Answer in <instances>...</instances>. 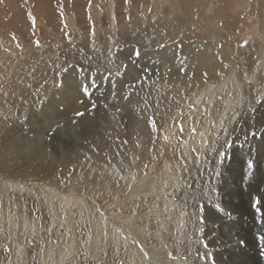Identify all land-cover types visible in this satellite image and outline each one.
<instances>
[{
    "label": "rangeland",
    "instance_id": "1",
    "mask_svg": "<svg viewBox=\"0 0 264 264\" xmlns=\"http://www.w3.org/2000/svg\"><path fill=\"white\" fill-rule=\"evenodd\" d=\"M14 81L0 264H236L233 217L264 264V0H2Z\"/></svg>",
    "mask_w": 264,
    "mask_h": 264
},
{
    "label": "bare ground",
    "instance_id": "2",
    "mask_svg": "<svg viewBox=\"0 0 264 264\" xmlns=\"http://www.w3.org/2000/svg\"><path fill=\"white\" fill-rule=\"evenodd\" d=\"M17 86H19L20 88H18ZM26 90H27L26 86L24 88V86L22 87V85L19 84V83H16V81L10 82L8 84V92L6 93L3 90V92L0 93V101H1L0 106L1 107H9V108H11L12 106H15V105H12L11 104L12 101L10 103V100H14V99H12L13 98L12 96L14 95L16 97L19 96L20 98H22V100H21V106H22V108H24L26 106V103H27V100L25 98L26 97V94H24V93H26ZM15 100H17V99H15ZM7 113H9V112H7ZM168 133H169V131H168ZM0 135H1V131H0ZM194 135H196V134H194ZM197 136L198 135H196V137ZM168 137L170 139V134H169ZM4 141H6V138L5 137L2 138L0 136V166H2V168H6V167H8L10 164H12L14 162L16 163L17 162L16 161L17 154H19L18 153V149L16 148V146H14L13 148H11L10 146H8L9 143L5 145ZM196 142H194V143H196ZM191 143H193V142H189L188 141L186 143V148H190V144ZM194 147H198L200 149V145H198L197 143L194 145ZM204 149H205V147H202L201 146V149L200 150H204ZM200 150H199V152L202 153L203 151H200ZM36 157L35 158H33V157H27L26 159L28 161H35ZM37 159H41L39 161H43V157H37ZM18 165H21V164H18ZM15 171L9 172V173H7V172H5V173L3 172V173L4 174H7L9 176H14L15 173H17ZM18 171H20V170H18ZM35 171H36L37 176L42 177V174L41 173H39L37 170H35ZM234 218L235 217H233L232 220L230 221V228H229V231L227 230L226 237H225V239H226L225 246L228 248V250L225 251V252H227L225 255H227V256L229 255L228 256L229 257V260L227 262H229L230 260L232 261V259H236V264H251L250 263V255H251L252 252H254V255L257 254V250H258L257 246L258 245H256V243H255L256 241L254 242V240L252 239L253 237L251 235L247 237V240L246 241H244L242 239V237H243L244 234H242L243 233L242 230H239V229L241 228V226L244 223L242 225H240L238 222H236L234 220ZM256 224H258V230H260V231H257V230L256 231L258 233H260V234H264V233H262V231L264 229L260 228L261 226L264 227V221H262V222L259 221V223H256ZM236 229H237V231H235ZM241 234H242V237H241ZM241 241H244V243H240Z\"/></svg>",
    "mask_w": 264,
    "mask_h": 264
},
{
    "label": "snow or ice",
    "instance_id": "3",
    "mask_svg": "<svg viewBox=\"0 0 264 264\" xmlns=\"http://www.w3.org/2000/svg\"><path fill=\"white\" fill-rule=\"evenodd\" d=\"M0 2H2V0H0ZM29 17L32 19V22H33V25L35 24V18L34 17H31V13L28 14ZM13 39H15V37H13ZM37 46H38V42H37ZM139 53H137L138 55ZM226 67V66H225ZM206 75V74H205ZM82 87V90L86 91L87 88L85 86H81ZM193 112H195V109H193ZM77 116H82L83 113L82 112H77L76 113ZM38 119H40V117H38ZM73 123H75V121H73ZM149 123H150V126H151V129L152 131L155 133L157 131V121L154 119V118H150L149 120ZM59 127V126H58ZM161 128L164 127L163 124L160 125ZM179 131L180 132H183L184 131V127H183V124L181 123L179 125ZM193 132H195V128L192 129ZM167 136L164 137L165 140H167ZM49 150H52V151H55L56 150V145L55 144H52L50 146V149ZM251 167V165H249ZM145 167H147V165H145ZM251 207L254 209V213L255 214H258V215H261L262 218H264V212H262V207H264V199L260 198L259 196H257L251 203ZM200 210L201 212L203 211V206H200ZM203 216H201L199 218V223H203ZM67 223V220L65 218V220L59 225V227L63 228L65 226V224ZM74 227H79V225H74ZM104 235L107 236V232L105 231L104 232ZM260 241H261V244L264 245V235H261L259 237ZM240 243H244V241H241ZM106 255V253H105ZM261 255H264V247H262L261 249Z\"/></svg>",
    "mask_w": 264,
    "mask_h": 264
}]
</instances>
